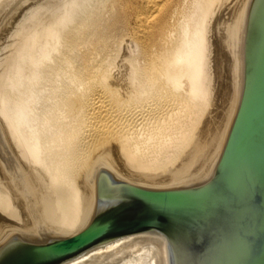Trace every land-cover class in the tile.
<instances>
[{
    "label": "water",
    "instance_id": "water-1",
    "mask_svg": "<svg viewBox=\"0 0 264 264\" xmlns=\"http://www.w3.org/2000/svg\"><path fill=\"white\" fill-rule=\"evenodd\" d=\"M77 0H0V264H264V0H218L202 109L151 158L114 137L56 177L4 92Z\"/></svg>",
    "mask_w": 264,
    "mask_h": 264
},
{
    "label": "bare ground",
    "instance_id": "bare-ground-1",
    "mask_svg": "<svg viewBox=\"0 0 264 264\" xmlns=\"http://www.w3.org/2000/svg\"><path fill=\"white\" fill-rule=\"evenodd\" d=\"M110 1L70 5L27 44L4 92L22 143L56 177L114 137L129 157L151 158L202 109L201 73L218 0H190L187 10L181 0L114 3L123 20L112 19L122 26L128 9L137 12L136 33L123 48L138 51L142 64L120 54L101 58L111 37L102 22Z\"/></svg>",
    "mask_w": 264,
    "mask_h": 264
},
{
    "label": "rangeland",
    "instance_id": "rangeland-1",
    "mask_svg": "<svg viewBox=\"0 0 264 264\" xmlns=\"http://www.w3.org/2000/svg\"><path fill=\"white\" fill-rule=\"evenodd\" d=\"M112 1V2H111ZM110 2H108L106 5H105V8L106 9H104L103 10V13H105V15H103V13H102V15H103V17L102 18H104L105 20H106V22H105V20L104 19H102V20H104V21H102V22H104L103 23V27H105L104 25H105V23H106V26L108 27V25H111L109 28H107L106 27V29H107V31H106V34L107 33H109V35L111 34V37L108 35L107 36V38L108 37H110V39H107V43H106V47H108V50H107V48L105 47L104 48V50L101 52L102 53V55H101V58H103V59H106L107 61H109V62H111L112 61V57L114 58V56H116L117 54H120V55H126V56H130V58H132V59H135L137 62H138V64H142V63H139V62H141L142 60V58H141V56H140V54H139V52L138 51H134L135 49L133 48V47H129V48H123V42L125 41V39L127 40L128 39V37H129V39L130 38H132V37H134V35L133 34H135L136 33V30H137V24H136V21H134L135 19H133V17L135 18V16H136V14H137V12L136 11H134L133 10V8L131 9V10H129L128 9V11H129V13H131L129 16V18L130 19H128V24L126 23V24H124V26L126 27V28H123L124 26H122L123 24H122V20H123V17H122V14L121 13H119L120 11H116V10H120V8L118 7L119 5H116L115 6V4H119V3H121V2H119V0H115V2H114V0H111ZM138 1V2H137ZM135 3V5L136 6H138V5H140V0H137ZM177 0H172V3L173 2H176ZM185 0H181V2H180V4H181V6L185 9V10H187L186 8H188L189 7V2H190V0H186L185 2H184ZM115 3V4H114ZM171 3V4H172ZM185 3V4H184ZM109 4H110V6H109ZM112 4V5H111ZM114 4V5H113ZM179 4V5H180ZM185 5L187 6V7H185ZM109 6V7H108ZM114 6V7H113ZM119 9H118V8ZM181 7V8H182ZM139 8H140V6H139ZM182 8V11L184 10ZM109 9V10H108ZM112 10V11H111ZM133 10V11H132ZM105 11V12H104ZM111 11V13H109ZM114 11H116L115 13H119V14H113L112 12H114ZM128 11H127V13H128ZM133 13H135V14H133ZM113 14V15H112ZM109 15H112V17L111 16H109ZM135 15V16H134ZM117 16V17H116ZM133 16V17H132ZM109 17H111V21L109 20ZM120 17V18H119ZM112 18H116V19H120V20H114V19H112ZM132 20V21H131ZM109 21H110V24H109ZM118 22V23H117ZM116 23L119 25V23H120V25L121 26H118V25H116ZM115 24V25H114ZM135 26H134V25ZM114 26L116 27V26H118V27H116V28H114ZM122 27V28H121ZM130 27V28H129ZM135 27V28H134ZM112 28H113V30H112ZM110 29V30H109ZM124 29H125V31H124ZM128 30V31H127ZM133 30V31H132ZM113 33H112V32ZM111 32V33H110ZM126 32V33H125ZM118 33V34H117ZM129 33V34H128ZM126 35V36H125ZM124 36V37H123ZM131 36V37H130ZM123 37V38H122ZM127 37V38H126ZM117 38V39H116ZM122 40H121V39ZM124 39V40H123ZM110 41V42H109ZM119 41V42H118ZM114 42V43H113ZM117 42V43H116ZM120 42H122L121 44H120ZM109 43H111V44H109ZM107 44H109V46L107 45ZM115 45V46H114ZM122 46V48L123 49H125V51L124 50H122L120 47ZM122 50V51H120V50ZM127 49H130L131 51L130 52H127L128 50ZM133 49V50H132ZM105 50H106V53H105ZM118 51H119V53H118ZM133 51V52H132ZM104 52V53H103ZM110 52V53H109ZM135 52V53H134ZM127 53V54H126ZM128 53L130 54V55H128ZM137 53V54H136ZM105 54V55H104ZM133 55V56H132ZM108 56H109V59H108ZM107 57V58H106Z\"/></svg>",
    "mask_w": 264,
    "mask_h": 264
}]
</instances>
